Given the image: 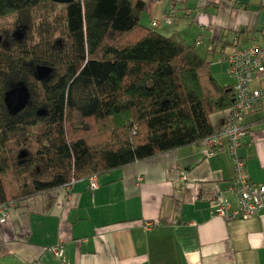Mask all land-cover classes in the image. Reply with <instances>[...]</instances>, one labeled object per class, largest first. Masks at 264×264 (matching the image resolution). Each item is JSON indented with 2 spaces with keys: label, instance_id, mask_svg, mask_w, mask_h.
<instances>
[{
  "label": "trees",
  "instance_id": "obj_1",
  "mask_svg": "<svg viewBox=\"0 0 264 264\" xmlns=\"http://www.w3.org/2000/svg\"><path fill=\"white\" fill-rule=\"evenodd\" d=\"M143 10L140 0H0V20L13 16L12 31L0 28V206L201 145L222 128L210 117L233 107L232 82L216 83L198 37L143 26ZM38 66L48 79L34 78ZM20 82L30 97L13 115L4 96Z\"/></svg>",
  "mask_w": 264,
  "mask_h": 264
},
{
  "label": "crops",
  "instance_id": "obj_2",
  "mask_svg": "<svg viewBox=\"0 0 264 264\" xmlns=\"http://www.w3.org/2000/svg\"><path fill=\"white\" fill-rule=\"evenodd\" d=\"M140 1L143 26L160 23L173 9L172 24L158 31L188 44L200 36L205 57L217 48L229 54L264 41V0ZM227 116L210 117L216 131ZM243 124L236 154L250 181L264 186V104L255 105ZM203 150L202 144L178 148L99 175L93 191L87 180H78L69 190L7 207L0 264H264V214L232 221L212 215L215 192L232 207L237 198L227 191L228 152L205 157ZM58 244L64 250L60 261L50 252Z\"/></svg>",
  "mask_w": 264,
  "mask_h": 264
},
{
  "label": "built area",
  "instance_id": "obj_3",
  "mask_svg": "<svg viewBox=\"0 0 264 264\" xmlns=\"http://www.w3.org/2000/svg\"><path fill=\"white\" fill-rule=\"evenodd\" d=\"M181 0H174V4ZM235 1V0H231ZM173 6V5H172ZM176 16L173 9H168L162 21L151 23L153 28L162 25H171ZM196 47L202 45V38L198 37L194 42ZM222 61L226 65V74L232 81L234 93L233 107L228 113L224 126L218 132L202 142L203 155L211 157L219 153L223 148L228 152L231 159L232 177L228 186V193L237 198V206L227 202L220 192H215L211 197L212 215L225 221L249 219L264 214V186L253 184L245 170V163L240 159L236 150L240 146L242 123L246 115L255 105L264 104V41L258 43L252 41L247 47L234 49L226 54ZM255 77V78H254ZM258 81L259 86L252 88L251 83ZM90 190H95L97 177L91 176L86 179ZM141 178H138V182ZM77 181L71 179L63 188L69 190ZM6 208L0 206V223L6 220ZM151 224L146 225V230ZM57 260H63L64 250L61 244L50 249Z\"/></svg>",
  "mask_w": 264,
  "mask_h": 264
},
{
  "label": "rangeland",
  "instance_id": "obj_4",
  "mask_svg": "<svg viewBox=\"0 0 264 264\" xmlns=\"http://www.w3.org/2000/svg\"><path fill=\"white\" fill-rule=\"evenodd\" d=\"M50 16H51L50 17L51 20L53 18H55V17L60 18L61 17L60 7H58L53 14H50ZM12 21H13V16H10V17H7V18H5L3 20H0V28L1 29H6V30H11ZM56 37H58V36H56ZM23 38L24 37H22V39ZM204 48H205L204 46L203 47L201 46V47L198 48L200 50V54L202 56L204 55V53H203L204 52ZM224 54H226V51H223V53H222L220 51V49L217 48L215 52H209L207 57L203 56V57L206 58V60L208 62H211L210 63V73H211L212 77L214 78V80L216 81V83L222 88L226 87L228 85V82L231 81V80L230 81L228 80L229 77L226 74V67H225L224 62L220 61ZM96 127L97 128L101 127V124L99 126H96ZM106 138L107 137H105V139ZM15 180H16V175L15 174H8L7 177H6V181L11 186L13 185Z\"/></svg>",
  "mask_w": 264,
  "mask_h": 264
},
{
  "label": "water",
  "instance_id": "obj_5",
  "mask_svg": "<svg viewBox=\"0 0 264 264\" xmlns=\"http://www.w3.org/2000/svg\"><path fill=\"white\" fill-rule=\"evenodd\" d=\"M53 3L60 5H69L76 0H50ZM1 43V38H0ZM51 73V69L44 66H38L35 71L34 78L41 82L48 79ZM30 94L28 88L23 84L19 83L16 87L7 91L4 96V104L10 114H17L22 111L28 104Z\"/></svg>",
  "mask_w": 264,
  "mask_h": 264
},
{
  "label": "flooded vegetation",
  "instance_id": "obj_6",
  "mask_svg": "<svg viewBox=\"0 0 264 264\" xmlns=\"http://www.w3.org/2000/svg\"><path fill=\"white\" fill-rule=\"evenodd\" d=\"M16 37H18L19 38V35H15ZM17 86V85H16ZM28 88V87H27ZM28 91H29V88H28ZM30 94V93H29Z\"/></svg>",
  "mask_w": 264,
  "mask_h": 264
}]
</instances>
